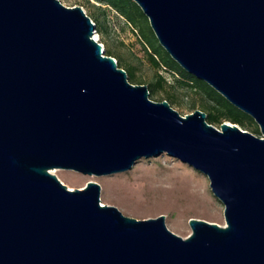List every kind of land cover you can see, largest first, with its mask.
<instances>
[{"label":"water","instance_id":"95a60500","mask_svg":"<svg viewBox=\"0 0 264 264\" xmlns=\"http://www.w3.org/2000/svg\"><path fill=\"white\" fill-rule=\"evenodd\" d=\"M187 72L263 136L149 98L97 40L81 5L0 0V264H264V0H133ZM167 153L204 173L225 224L136 218L50 169H129Z\"/></svg>","mask_w":264,"mask_h":264},{"label":"rangeland","instance_id":"374dc122","mask_svg":"<svg viewBox=\"0 0 264 264\" xmlns=\"http://www.w3.org/2000/svg\"><path fill=\"white\" fill-rule=\"evenodd\" d=\"M60 1L69 6L81 5L91 16L105 52L112 51L117 60L134 66L136 79H129L130 82L148 84L157 78L158 73L165 76L167 83L163 82L154 93L149 92V98L161 100L169 91L174 94L175 100L171 105L179 113L184 115L195 108L202 109L201 93L176 81L174 77H178L177 74L162 67L156 69L149 62L136 31L115 9L100 0ZM220 123L212 124L219 127ZM240 126L253 132L250 127ZM253 133L263 136L259 126L258 131ZM51 169L71 188L82 187L88 180L99 182L100 202L113 204L126 215L147 218L163 213L167 227L183 237L191 232L189 217L225 224L224 204L212 192L208 177L165 152L141 157L129 169L109 174H87L62 167Z\"/></svg>","mask_w":264,"mask_h":264},{"label":"trees","instance_id":"16d2710c","mask_svg":"<svg viewBox=\"0 0 264 264\" xmlns=\"http://www.w3.org/2000/svg\"><path fill=\"white\" fill-rule=\"evenodd\" d=\"M104 4L115 9L120 15L124 16L125 21L130 24L131 28L136 31L139 36L146 56L149 62L156 68H164L178 77L174 79L183 84L198 90L201 93L202 110L206 112V120L213 124H219L222 120H230L240 125L252 128L251 130L258 131L256 121L252 116L242 111L231 102H229L221 93L215 90L211 85L202 79L197 78L193 74L187 72L179 63L171 57L165 48L159 43L155 36L147 16L143 13L140 6L133 0H100ZM90 16V15H89ZM91 17V16H90ZM97 31V27H96ZM106 50V49H105ZM112 56L116 55L112 51L106 52ZM118 65L123 67L128 74V79L135 80L134 66L124 64L119 59ZM167 83V79L162 73H158L154 81H150L147 85L149 92L154 93L157 87H161L162 83ZM167 99L170 104L173 103L174 94L166 92L162 99Z\"/></svg>","mask_w":264,"mask_h":264},{"label":"built area","instance_id":"2783aa9c","mask_svg":"<svg viewBox=\"0 0 264 264\" xmlns=\"http://www.w3.org/2000/svg\"><path fill=\"white\" fill-rule=\"evenodd\" d=\"M96 34V36H97V33H95ZM97 40H98V37L96 38Z\"/></svg>","mask_w":264,"mask_h":264},{"label":"bare ground","instance_id":"6f19581e","mask_svg":"<svg viewBox=\"0 0 264 264\" xmlns=\"http://www.w3.org/2000/svg\"><path fill=\"white\" fill-rule=\"evenodd\" d=\"M51 172H54V171H52V169H51Z\"/></svg>","mask_w":264,"mask_h":264}]
</instances>
